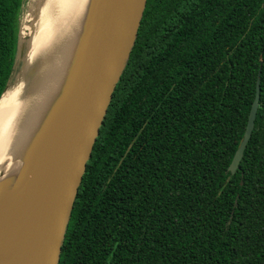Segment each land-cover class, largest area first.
<instances>
[{"label": "trees", "instance_id": "trees-1", "mask_svg": "<svg viewBox=\"0 0 264 264\" xmlns=\"http://www.w3.org/2000/svg\"><path fill=\"white\" fill-rule=\"evenodd\" d=\"M26 1L0 0V97ZM58 264H264V0H147Z\"/></svg>", "mask_w": 264, "mask_h": 264}, {"label": "water", "instance_id": "water-1", "mask_svg": "<svg viewBox=\"0 0 264 264\" xmlns=\"http://www.w3.org/2000/svg\"><path fill=\"white\" fill-rule=\"evenodd\" d=\"M146 2L94 0L87 37L53 150L36 171V176L27 183L22 197L26 206L22 208L21 229L17 234L10 230L2 235L6 238L15 234L16 240L0 249V264L59 263L78 188L112 94L134 45ZM19 36L22 41L19 58L24 59L21 77L29 63L28 38H21L20 33ZM259 82L257 79L242 139L228 166L231 174L238 170L254 128L260 97ZM10 88L6 87L4 92Z\"/></svg>", "mask_w": 264, "mask_h": 264}, {"label": "bare ground", "instance_id": "bare-ground-1", "mask_svg": "<svg viewBox=\"0 0 264 264\" xmlns=\"http://www.w3.org/2000/svg\"><path fill=\"white\" fill-rule=\"evenodd\" d=\"M35 1L38 15L34 29L27 30L26 26L24 31L33 35L27 41V62L38 63L37 72L24 99L18 97L21 84L11 90L17 81L0 99V249L15 242V234L2 235L10 230L17 234L21 229L26 186L53 150L94 2Z\"/></svg>", "mask_w": 264, "mask_h": 264}, {"label": "rangeland", "instance_id": "rangeland-1", "mask_svg": "<svg viewBox=\"0 0 264 264\" xmlns=\"http://www.w3.org/2000/svg\"><path fill=\"white\" fill-rule=\"evenodd\" d=\"M36 4L37 3L35 0H27L20 14L19 33L22 34V32H24V35H22V37H27L28 39H31L32 38L31 36L33 35H25L24 28L27 26V30L33 31L34 29L33 26L37 20V15H38V7ZM37 69H38V63H34V64L28 63L24 72H22V75L18 81V85L13 89H11L14 92L17 88L19 89V85L21 84L22 89H21V93L18 96L19 100L25 98L27 94V90L33 81Z\"/></svg>", "mask_w": 264, "mask_h": 264}]
</instances>
